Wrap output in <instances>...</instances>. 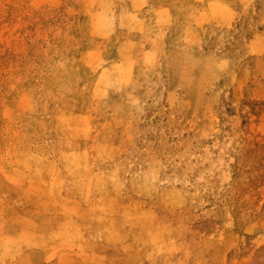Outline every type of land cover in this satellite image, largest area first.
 <instances>
[{"label": "rangeland", "instance_id": "rangeland-1", "mask_svg": "<svg viewBox=\"0 0 264 264\" xmlns=\"http://www.w3.org/2000/svg\"><path fill=\"white\" fill-rule=\"evenodd\" d=\"M0 264H264V0H0Z\"/></svg>", "mask_w": 264, "mask_h": 264}, {"label": "bare ground", "instance_id": "bare-ground-1", "mask_svg": "<svg viewBox=\"0 0 264 264\" xmlns=\"http://www.w3.org/2000/svg\"><path fill=\"white\" fill-rule=\"evenodd\" d=\"M146 7V6H145ZM86 8V7H85ZM86 10V9H85ZM218 14H227V12H228V9L227 8H225V7H216L215 6V9H214ZM130 12V11H129ZM116 13H117V11H116ZM238 14V13H237ZM199 15V14H198ZM86 17V16H85ZM195 18V17H194ZM107 22H106V24L107 25H109V22H110V19H109V17L107 16ZM172 19V18H171ZM132 20H134L133 18H132ZM172 21V20H171ZM84 23V22H83ZM111 23V22H110ZM84 25V24H83ZM116 25V24H115ZM144 25V24H143ZM81 26V25H80ZM155 26V25H154ZM87 27V26H86ZM152 27V26H151ZM150 27V28H151ZM156 27V26H155ZM180 27H181V25H180ZM143 28H144V26H143ZM148 28V31L150 30V28L149 27H147ZM114 32L116 33V29L114 30ZM167 34H169V33H167ZM166 34V35H167ZM86 35H87V33H86ZM89 35V34H88ZM111 35V34H110ZM92 37H94V36H92ZM114 37V36H113ZM79 38V37H78ZM115 38V37H114ZM94 39V38H93ZM103 39H105V38H103ZM111 40H112V38H111ZM121 41V40H120ZM166 41H168V40H166ZM91 42V41H90ZM93 42V41H92ZM135 42V41H134ZM168 43V42H167ZM136 44V43H135ZM167 46V45H166ZM82 47V46H81ZM85 48V47H84ZM83 51V50H82ZM136 51V50H135ZM107 52V51H106ZM175 51H173V53H174ZM109 53V52H108ZM80 54V53H79ZM109 56V55H108ZM134 56V55H133ZM175 56V55H174ZM110 57V56H109ZM114 57V56H113ZM35 58V57H34ZM176 58V57H175ZM174 59V58H173ZM172 59V60H173ZM30 60V59H29ZM114 60V59H113ZM115 60H116V58H115ZM134 61V60H133ZM221 62H223V61H221ZM218 66V65H217ZM219 67V66H218ZM81 68V67H80ZM61 69V68H60ZM83 70V69H82ZM87 71V70H86ZM134 71V70H133ZM80 72V71H79ZM95 73V72H94ZM81 74V73H80ZM89 74V73H88ZM82 75V74H81ZM67 76V75H66ZM83 76V75H82ZM85 76V75H84ZM85 78V77H84ZM87 79V78H86ZM88 80H89V78H88ZM72 84V83H71ZM110 93V92H109ZM83 100V99H82ZM26 101V100H25ZM25 101H24V103H25ZM34 102H36V100L34 101ZM136 102V101H135ZM27 103V102H26ZM25 103V104H26ZM12 111V110H11ZM65 113V112H64ZM48 121V120H47ZM52 121V120H51ZM54 121V120H53ZM67 121V120H66ZM123 124V123H122ZM15 133V132H14ZM153 138V137H152ZM149 139V138H148ZM195 142V141H194ZM141 148H143V147H141ZM27 154V153H26ZM29 155V154H28ZM33 155V154H32ZM18 159V158H17ZM73 161H75L76 162V160H73ZM164 163H166V162H164ZM20 164V163H19ZM170 166V165H169ZM76 167H77V170H76V173H80L81 172V170H82V168H81V166L80 165H78L77 163H76ZM173 168V167H172ZM175 169V168H174ZM157 170V169H156ZM170 171V170H169ZM160 173V172H159ZM118 183V182H117ZM191 191V190H190ZM155 238L156 237H158V236H161V234L160 233H155L154 235H153ZM55 237V236H54ZM56 238V237H55ZM17 240V239H16Z\"/></svg>", "mask_w": 264, "mask_h": 264}]
</instances>
